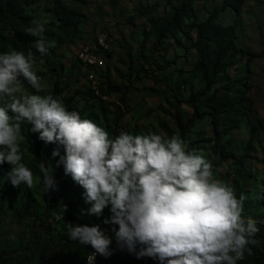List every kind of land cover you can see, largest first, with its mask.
Here are the masks:
<instances>
[{"label":"clouds","instance_id":"obj_1","mask_svg":"<svg viewBox=\"0 0 264 264\" xmlns=\"http://www.w3.org/2000/svg\"><path fill=\"white\" fill-rule=\"evenodd\" d=\"M44 31L39 21L26 30L42 55L55 47L44 39ZM24 81L34 93L26 90ZM43 91L32 51L0 54V164L11 165L13 186L33 188L40 180L23 162L26 137L21 130L27 120L40 139L64 146V155L59 149L52 153L53 158L59 156L55 167L62 165L65 175L85 189L88 214L100 217L111 206V216L102 223L113 226L121 251L161 264H238L246 252L252 254L259 228L243 216L246 196L237 198L203 155L187 151L179 135L165 139L156 133L122 132L110 138L108 131L69 111L58 98L39 94ZM38 167L44 190L54 188L52 162L42 160ZM66 227L70 240L94 249L88 264H95L97 254L113 255L112 237L100 224Z\"/></svg>","mask_w":264,"mask_h":264},{"label":"rangeland","instance_id":"obj_2","mask_svg":"<svg viewBox=\"0 0 264 264\" xmlns=\"http://www.w3.org/2000/svg\"><path fill=\"white\" fill-rule=\"evenodd\" d=\"M64 1L77 9L86 22L81 37L74 45L66 43L40 60L34 58V70L44 86V91L39 94L52 95L58 75L62 74L65 88L63 98L74 96L77 100L75 111L79 112L81 118L92 120L113 137L128 132L132 135L156 133L165 139L176 135L181 138L175 115L178 113L187 123L195 112L192 105L187 103L188 97L203 87L201 78L192 74L196 52L190 39L184 35L182 45L170 39L165 44L166 49L154 52L152 38L144 37L149 27L147 18L139 12L140 6L153 5L152 13H158L169 5L168 0H120L116 9L109 4V0ZM217 1L212 0L209 5L212 7ZM197 9L203 17L206 14L205 2H198ZM244 13L245 24L240 33V44L260 54L252 63L249 75V99L254 116L263 122L255 138L253 157L246 165L240 163L239 158L251 138V122L245 123L241 130L231 133L224 140L228 148L237 153L236 158L221 157L215 152L214 128L209 119L197 122L186 138L181 139L187 145L188 152L201 154L212 164L217 178L234 191L243 189L246 196L245 218L264 221V0H247ZM220 20L231 24L235 21V14L223 13ZM101 34H105L109 42L110 56L106 60V67L96 69L80 64L76 59L80 47ZM141 52L144 58L140 57ZM91 73L96 76L97 82L102 78L106 86L108 81L118 88L111 92L110 101L104 103L92 99L89 93L92 84L88 79ZM231 73L234 77L246 74V60H242ZM24 87L30 93L35 92L27 81H24ZM3 104L0 101V106ZM118 113L120 118L117 121ZM9 115L14 117L15 113L9 110ZM32 127L27 120L22 123L21 132L26 137L22 151L23 162L36 175L35 156L30 142ZM10 170L11 165L7 162L0 164V249L25 246V240H29L31 235L32 222L45 206L40 180L33 188L23 184L13 186L8 176ZM69 183V180H63L52 189L60 203L56 219H60L66 210L81 212L91 208L90 203L89 207L85 205L81 196L84 192L69 190ZM80 188L84 189L82 186Z\"/></svg>","mask_w":264,"mask_h":264},{"label":"trees","instance_id":"obj_3","mask_svg":"<svg viewBox=\"0 0 264 264\" xmlns=\"http://www.w3.org/2000/svg\"><path fill=\"white\" fill-rule=\"evenodd\" d=\"M200 1L205 2L206 14L203 17L197 9V3ZM210 1L212 0H168L169 5L158 13H152L153 5L140 6L139 12L147 18L149 24V30L147 29L144 37L152 38L154 52L166 49L165 44L170 39H174L179 45L183 44L182 35L190 39L191 46L196 52L192 74L201 78L203 87L200 91L191 93L187 100V103L191 104L195 110L194 116L185 123L178 113L175 115L181 138L185 139L197 122L209 119L214 128L215 152L221 157L236 158L237 153L231 151L224 140L231 133L241 130L245 123L251 122L253 124L251 138L239 158L240 163L246 165L253 157V150L256 147L255 138L263 126L260 118L254 116L251 99H249V75L252 71V63L260 54L251 52L240 44L247 0H213L217 2L212 7L209 5ZM80 2L83 1L80 0ZM119 3L120 0H109L113 9H116ZM226 12L235 14L233 23L225 24L220 20L222 14ZM34 21L44 24V39L55 42V47H50L43 55L34 47L36 38L26 32ZM85 22L83 15L78 14L77 9L64 0H0V54L10 50H20L25 54L32 51L34 58L40 60L66 43L74 45L75 41L81 37ZM97 38L87 43L95 44ZM106 41L109 44L107 37ZM102 56L108 60L109 51H102ZM140 57L144 58L143 52ZM242 60H246L247 73L234 77L231 71L238 67ZM106 84L107 86L100 78L99 91L107 99L97 96L90 87L89 93L92 99H98L97 101L104 103L110 101L111 92L117 91L118 88L110 85L108 81ZM64 92L62 74H59L52 96L61 100L69 111H75L76 98L71 96L64 99ZM119 118L120 114L116 120L118 121ZM110 138L115 137L110 135ZM30 142L33 146L36 176L40 178L45 206L33 220L31 235L29 240H25L27 242L25 246L0 249V264H85L86 257L93 248L91 245H81L77 241L70 240L66 234L67 223L89 226L100 224L102 228L108 230L113 240L111 247L114 252L107 258L99 255L98 264H161L159 259L137 258L134 254L119 249L115 233L111 231L113 226L102 223L106 217L111 216L110 205L104 209L100 217L89 215L90 208H88L81 212L66 210L60 219H56L60 203L52 193L53 188L44 190L43 174L38 167L42 160L47 161L48 165L52 162L55 186L63 180H69V190L76 193L84 192L81 196L85 200V205L89 207L85 199V191L70 175H65L62 165L55 167L59 156L53 158L52 153L59 149L60 154L64 155L63 145L58 142L46 143L39 138L38 132H33ZM235 193L239 198L244 191L241 189ZM255 221L259 228L254 237L257 243L251 246L252 254L248 255L246 252L245 259L238 261V264H264V221ZM115 227L118 230V225Z\"/></svg>","mask_w":264,"mask_h":264},{"label":"built area","instance_id":"obj_4","mask_svg":"<svg viewBox=\"0 0 264 264\" xmlns=\"http://www.w3.org/2000/svg\"><path fill=\"white\" fill-rule=\"evenodd\" d=\"M108 49H109V44L106 41V36L105 34H101L98 36L95 44L92 43L83 44L78 50L76 58L82 65H85L86 67L102 69L106 67V59L102 56V51H108ZM88 76H89L88 79H90L89 81L92 84L91 88L95 92V94L103 99H107L106 96H102L100 94L96 76L93 73H91ZM92 81H94V84L92 83ZM92 252H94V249L90 251L88 255H90ZM98 257L99 254L96 255L95 264H98ZM85 264H88L87 257Z\"/></svg>","mask_w":264,"mask_h":264}]
</instances>
